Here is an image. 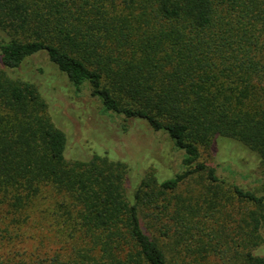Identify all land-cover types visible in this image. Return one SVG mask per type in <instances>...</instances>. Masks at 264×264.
<instances>
[{
	"label": "trees",
	"instance_id": "obj_1",
	"mask_svg": "<svg viewBox=\"0 0 264 264\" xmlns=\"http://www.w3.org/2000/svg\"><path fill=\"white\" fill-rule=\"evenodd\" d=\"M0 29L6 68L44 52L77 94L91 90L100 114L144 121L180 154L173 175L143 177L132 201L127 164L100 153L68 160L67 134L36 84L0 79V205L9 215L0 218V264H177L159 222H143L145 204L195 174L211 187L226 182L201 150L221 136L238 146L232 162L248 158L264 172V0H0ZM48 185L70 197L64 222L82 232L64 258L15 248L32 223L27 209ZM217 187L211 202L223 204ZM233 192L255 207L242 240L252 244L203 246L199 264H264L254 252L264 195L237 184Z\"/></svg>",
	"mask_w": 264,
	"mask_h": 264
},
{
	"label": "rangeland",
	"instance_id": "obj_2",
	"mask_svg": "<svg viewBox=\"0 0 264 264\" xmlns=\"http://www.w3.org/2000/svg\"><path fill=\"white\" fill-rule=\"evenodd\" d=\"M5 34L0 29V38ZM64 75L44 52L30 56L16 69L6 68L0 62V79L9 77L33 82L44 95L53 121L67 134L68 160H87L100 153L127 164L124 186L130 200L133 201L143 177L154 174L162 179L178 170L180 154L163 133L154 132L144 121L100 114L101 104L91 95V90L87 88L77 94ZM237 148L232 138L224 136L207 150L201 147L203 156L208 162L219 165L218 174L226 179L219 183L220 187L216 184L211 187L205 173L195 174L177 190L158 196L155 205L145 204L146 208L141 209L143 222L150 218L159 222L160 242L167 252L172 247L177 264H199L203 246L213 248L221 244L217 248H227L228 244H236L239 250L244 244L251 246V240L242 241L244 231L249 233L252 229V224L247 225L244 218L249 217L255 207L250 201L237 197L233 185L264 195V172L261 167H252V163L247 165L248 158L244 159L246 162H232L230 154L236 155ZM216 187L223 204L211 202L215 199ZM70 201V197L53 186H45L25 213L32 223L21 233L23 239L15 243V248L23 254L40 252L43 258L61 251L64 258L75 243L73 240L78 242L82 234L81 230L64 222L71 219L63 202ZM176 204L181 205V210ZM0 209V218H6V207L0 205ZM8 216L4 220H8ZM242 222L246 229L242 228ZM261 233L263 240L254 249L256 253H264V228ZM42 240L45 245L41 244ZM45 251L48 253L43 254ZM222 261L210 262L221 264Z\"/></svg>",
	"mask_w": 264,
	"mask_h": 264
}]
</instances>
